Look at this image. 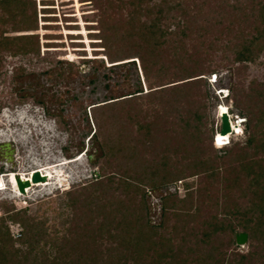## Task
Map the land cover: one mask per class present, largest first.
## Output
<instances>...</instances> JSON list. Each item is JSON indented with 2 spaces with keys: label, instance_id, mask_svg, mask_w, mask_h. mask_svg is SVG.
Masks as SVG:
<instances>
[{
  "label": "rangeland",
  "instance_id": "1",
  "mask_svg": "<svg viewBox=\"0 0 264 264\" xmlns=\"http://www.w3.org/2000/svg\"><path fill=\"white\" fill-rule=\"evenodd\" d=\"M30 2H34L36 11L35 30L10 32L11 24L0 28L11 36L33 34L38 42V53L0 55V173L8 175L0 179V218L9 229L14 248L25 251L27 246L19 241L24 233L21 222L7 216L6 211L10 209H13L11 213L25 209L30 218L42 224L48 240L67 235L80 236L89 229H95L103 219L91 204L96 203V199L102 202L111 199L130 205L137 211L141 209L143 200L150 224H160L164 221L163 198L170 195L183 198L186 194L184 184H191L195 189L198 179L194 177L160 185L161 175L151 172L164 156H169L173 165L177 161L184 164L183 156L188 157L195 150L192 145L194 138L203 148H210L212 140L213 147L218 150L245 141L247 135L241 121L247 117L234 103L249 105L247 96L256 97L254 91L264 83V51L254 62L234 63L232 50L227 49L230 43L223 35L211 48L210 45L202 47L206 52L203 55V73L208 90L207 94L204 93L206 87L200 90L205 94L204 99L195 104H187L186 101L179 104L178 101L177 109L169 111L170 114L164 118L161 117L163 105L160 97L140 99L135 104H120L116 110L117 118H111V114L105 118V112L91 108L140 88L146 92L148 86L140 60L132 58L140 50L133 47L122 27L113 29V24H118L120 19L123 22L127 17L126 0ZM156 3L158 0H151L149 5ZM145 19L144 13L140 15V22ZM101 20L108 23L105 28L112 26L108 34L113 41L120 43L116 47H125L120 58L128 59L109 64L102 44H99ZM126 46L132 51L126 52ZM116 64L119 66L111 67ZM155 78L152 72L150 79ZM197 107L199 121L194 119ZM223 112L229 114L233 126V132L227 136L219 133ZM117 127L127 135L123 145L133 148L129 160L116 153L115 145L119 140L112 130ZM149 131L153 134L152 145L145 141L151 138L147 135ZM3 144L8 146L3 147ZM218 150V155L222 154ZM137 155L142 158L140 162L135 157ZM208 156L206 152L202 154L203 158ZM46 166H52L65 182L57 185L52 180L47 187L31 183L25 188L26 193L21 194L11 181L13 173L29 178L34 170ZM142 171L148 173V179L146 174L141 175ZM93 184H108L110 189ZM123 184H136L141 191L125 190ZM69 192L79 198L93 192L87 202L91 204L87 206L92 208V212L81 208L80 201L74 208L62 206L61 209L60 204L68 200ZM244 200L239 201L242 203ZM115 207L117 205L108 206L106 212L108 208L113 210ZM82 216L84 219L81 220ZM113 228L109 226L102 237L97 236L100 249L117 244L109 237L114 232ZM251 243L257 244L247 237L246 244L237 245L235 242L231 248L238 253H246ZM49 246L47 251H51ZM222 251L225 252V248ZM149 256L148 252L136 261L129 258L127 264H149Z\"/></svg>",
  "mask_w": 264,
  "mask_h": 264
},
{
  "label": "trees",
  "instance_id": "2",
  "mask_svg": "<svg viewBox=\"0 0 264 264\" xmlns=\"http://www.w3.org/2000/svg\"><path fill=\"white\" fill-rule=\"evenodd\" d=\"M150 1L126 0L128 14L124 23L120 19L118 24H113V29L122 27L133 47L140 50L132 58L140 60L148 83L147 91L140 88L91 108L105 112V118L110 114L111 118H117L116 110L120 104H135L140 99L160 97L162 118L177 109L178 101L179 104L182 101L195 104L204 99L208 90L203 73V55L206 52L202 47L210 45L211 48L223 35L230 43L227 49L232 50L234 63L254 62L264 51V0H158L153 6L149 5ZM103 12L106 16V11ZM143 13L146 19L140 22L139 17ZM10 24V32L35 30L34 2L0 0V28ZM107 24L101 20L99 32L104 56L109 64L128 59L120 58L125 47H116L120 43L111 39L108 33L112 26L105 28ZM6 34L5 30H0V55L38 53L35 35ZM131 51L127 47L126 52ZM116 66L119 65L111 67ZM152 72L156 75L154 80L150 79ZM259 86L254 91L256 97L247 96L250 98L246 99L249 105L234 103L247 117L241 121L243 132L247 135L243 143L218 150L213 147L212 140L210 148H203L198 143L200 141L194 138L192 145L196 151L188 157L183 156L184 164L181 161L171 164L169 156H164L156 164L155 171L151 173L161 175L160 185L194 177L198 179L195 189L191 184H184L186 194L183 198L177 195L163 198V222L150 224L143 200L141 209L137 211L130 205L111 199L106 202L96 199V203L91 204L95 206V213L103 215V219L95 229H89L80 236L67 235L48 240L42 224L30 218L25 209L14 213L10 209L6 211L7 216L21 222L24 233L19 241L27 249L21 251L14 248L9 229L3 225L4 219L0 218V264H127L129 258L136 261L148 252L149 264H264V83ZM203 87H206L204 95L200 93ZM198 110L199 107L194 113L195 121L200 120ZM114 130L112 133L119 140L115 145L116 153L131 159L129 155L133 148L123 145L127 135L118 127ZM147 133L151 138L145 141L152 145L153 134L150 131ZM216 150L222 154L218 155ZM204 152L209 156L203 158ZM141 159L138 157L137 161ZM145 174L146 171L141 172V175ZM96 185L103 184L92 186ZM123 185L125 190L141 191L136 184ZM103 186L109 188L108 184ZM92 193L84 198L72 195L73 198L69 192L68 200L60 204L61 209L62 206L74 208L80 201L81 208L91 211L92 208L87 206L91 204L87 202ZM141 196L143 199V193ZM243 199L246 200L241 203L239 200ZM116 205L106 212L108 206ZM80 218L82 220L84 216ZM170 221L172 224L169 225ZM109 226L114 227L109 237L117 244L102 250L97 236L102 237ZM238 229L241 232L238 233ZM240 233H246L249 240L257 242L251 243L246 253H238L231 248ZM178 236L180 238L175 242ZM41 242L43 245L39 246ZM47 246L51 251H47ZM224 248L225 252L222 251Z\"/></svg>",
  "mask_w": 264,
  "mask_h": 264
},
{
  "label": "water",
  "instance_id": "3",
  "mask_svg": "<svg viewBox=\"0 0 264 264\" xmlns=\"http://www.w3.org/2000/svg\"><path fill=\"white\" fill-rule=\"evenodd\" d=\"M220 130L219 133L221 135H227L231 133V126L229 121V116L227 112H223L220 116ZM8 144H3V147H7ZM46 178L44 176H41L39 172H34L31 174V182L28 180L22 181L20 178H17V189L18 191L23 194L25 192V188L29 187L31 183H38V182H45ZM247 234L246 233H240L236 235L235 242L237 245H243L247 242Z\"/></svg>",
  "mask_w": 264,
  "mask_h": 264
},
{
  "label": "bare ground",
  "instance_id": "4",
  "mask_svg": "<svg viewBox=\"0 0 264 264\" xmlns=\"http://www.w3.org/2000/svg\"><path fill=\"white\" fill-rule=\"evenodd\" d=\"M228 116H229V114H228ZM229 121H230V126H231V133L233 132V126H232V123H231V120H230V116H229ZM231 133H229V134H231ZM229 134H227V135H229ZM227 135H222V136H227ZM61 166L62 165H64V164H60ZM11 166V165H10ZM9 167V166H8ZM53 169L54 168H52V166L51 167H47L46 166V168H39V169H37V170H34L32 173H34V172H39L40 174H41V176H44L45 178H46V181L45 182H47V183H45V182H38V183H41V185L42 186H50V182L53 180V181H55V183L57 184V185H59V184H62L63 182H65L64 180H62V178H60L59 177V175H57L54 171H53ZM7 172V171H6ZM10 174V173H9ZM6 176H8V175H6V174H1L0 175V179H2V178H4V177H6ZM30 177L28 178V176L26 175H21V174H19L18 175V173H13V174H11V181L12 182H14L15 183V188L17 189V178H20L22 181H25V180H28V181H30L31 182V175H29ZM59 177V179L57 180L56 178H58ZM38 183H34V184H38ZM31 185V184H30ZM28 188V187H27ZM24 193H26V190H25V192ZM23 193V194H24Z\"/></svg>",
  "mask_w": 264,
  "mask_h": 264
},
{
  "label": "built area",
  "instance_id": "5",
  "mask_svg": "<svg viewBox=\"0 0 264 264\" xmlns=\"http://www.w3.org/2000/svg\"><path fill=\"white\" fill-rule=\"evenodd\" d=\"M0 174H2V173H0ZM19 236H20V234H19Z\"/></svg>",
  "mask_w": 264,
  "mask_h": 264
},
{
  "label": "clouds",
  "instance_id": "6",
  "mask_svg": "<svg viewBox=\"0 0 264 264\" xmlns=\"http://www.w3.org/2000/svg\"><path fill=\"white\" fill-rule=\"evenodd\" d=\"M228 144V143H227ZM227 144H225V145H227Z\"/></svg>",
  "mask_w": 264,
  "mask_h": 264
}]
</instances>
